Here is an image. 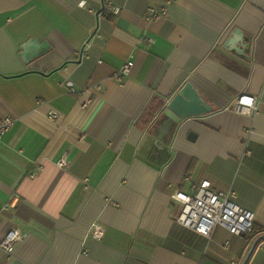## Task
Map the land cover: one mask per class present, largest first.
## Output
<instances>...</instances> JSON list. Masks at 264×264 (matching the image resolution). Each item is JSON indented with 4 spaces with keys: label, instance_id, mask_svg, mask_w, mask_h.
<instances>
[{
    "label": "crops",
    "instance_id": "crops-1",
    "mask_svg": "<svg viewBox=\"0 0 264 264\" xmlns=\"http://www.w3.org/2000/svg\"><path fill=\"white\" fill-rule=\"evenodd\" d=\"M163 3L0 0V243L25 233L0 264H264V0H173L148 21ZM188 83L212 111L176 123ZM242 93L251 115L227 110ZM202 180L235 192L254 235L177 222L173 192Z\"/></svg>",
    "mask_w": 264,
    "mask_h": 264
},
{
    "label": "built area",
    "instance_id": "built-area-1",
    "mask_svg": "<svg viewBox=\"0 0 264 264\" xmlns=\"http://www.w3.org/2000/svg\"><path fill=\"white\" fill-rule=\"evenodd\" d=\"M172 3L173 0H164L163 5L159 8H150L146 19L153 21L159 18H168ZM86 4V1H82L79 6L84 8ZM103 10L109 14H118L119 12V9L110 2L103 3ZM149 42L154 43L155 41L149 39ZM130 70L131 64L128 63L119 73L115 74L114 78L119 82H123L124 78L130 74ZM257 108V98L242 93L227 107V110L242 115H251L257 111ZM59 116L58 112H52L49 118L56 120ZM13 124L14 121L11 117H5L0 121V142ZM67 164L65 158L58 163L60 167H65ZM191 189V194L178 190L173 192L171 196L173 201L181 205V211L177 217V222L180 225L207 238H210L218 227L226 229L234 236H252L256 233L255 214L235 202V192L232 190L218 191L212 187L211 182L208 180L194 183ZM91 235L95 239H102L104 227L95 224ZM24 237L25 233L21 229L14 228L2 240L0 249L6 254L12 255Z\"/></svg>",
    "mask_w": 264,
    "mask_h": 264
},
{
    "label": "water",
    "instance_id": "water-1",
    "mask_svg": "<svg viewBox=\"0 0 264 264\" xmlns=\"http://www.w3.org/2000/svg\"><path fill=\"white\" fill-rule=\"evenodd\" d=\"M164 111L170 119L179 123L186 118L201 116L212 110L201 98L199 92L188 83L167 104Z\"/></svg>",
    "mask_w": 264,
    "mask_h": 264
},
{
    "label": "trees",
    "instance_id": "trees-1",
    "mask_svg": "<svg viewBox=\"0 0 264 264\" xmlns=\"http://www.w3.org/2000/svg\"><path fill=\"white\" fill-rule=\"evenodd\" d=\"M165 162V161H164Z\"/></svg>",
    "mask_w": 264,
    "mask_h": 264
}]
</instances>
